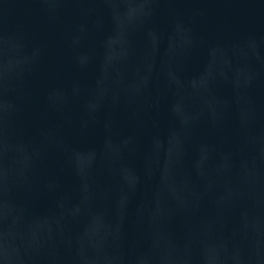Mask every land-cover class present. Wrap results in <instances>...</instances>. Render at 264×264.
<instances>
[{
	"label": "water",
	"instance_id": "water-1",
	"mask_svg": "<svg viewBox=\"0 0 264 264\" xmlns=\"http://www.w3.org/2000/svg\"><path fill=\"white\" fill-rule=\"evenodd\" d=\"M0 264H264V0H0Z\"/></svg>",
	"mask_w": 264,
	"mask_h": 264
}]
</instances>
